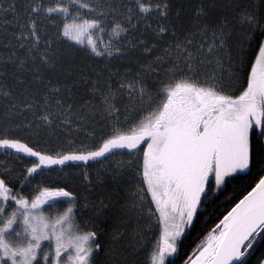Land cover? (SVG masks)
Segmentation results:
<instances>
[{
  "label": "snow or ice",
  "instance_id": "obj_1",
  "mask_svg": "<svg viewBox=\"0 0 264 264\" xmlns=\"http://www.w3.org/2000/svg\"><path fill=\"white\" fill-rule=\"evenodd\" d=\"M257 252L264 0H0V264Z\"/></svg>",
  "mask_w": 264,
  "mask_h": 264
},
{
  "label": "trees",
  "instance_id": "obj_2",
  "mask_svg": "<svg viewBox=\"0 0 264 264\" xmlns=\"http://www.w3.org/2000/svg\"><path fill=\"white\" fill-rule=\"evenodd\" d=\"M108 38H106V40H107ZM259 255H260V252H257L256 254H255V256L253 257V264H255V260H256V258H258L259 257Z\"/></svg>",
  "mask_w": 264,
  "mask_h": 264
},
{
  "label": "rangeland",
  "instance_id": "obj_3",
  "mask_svg": "<svg viewBox=\"0 0 264 264\" xmlns=\"http://www.w3.org/2000/svg\"><path fill=\"white\" fill-rule=\"evenodd\" d=\"M106 38H108L107 35H105V36L103 37V40L106 41ZM93 39H99V37H98V36H95V37H93Z\"/></svg>",
  "mask_w": 264,
  "mask_h": 264
}]
</instances>
